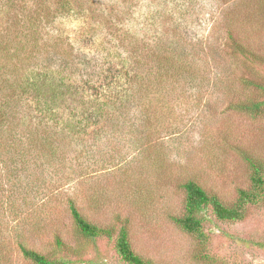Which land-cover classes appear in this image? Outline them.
Wrapping results in <instances>:
<instances>
[{"label": "rangeland", "instance_id": "rangeland-1", "mask_svg": "<svg viewBox=\"0 0 264 264\" xmlns=\"http://www.w3.org/2000/svg\"><path fill=\"white\" fill-rule=\"evenodd\" d=\"M230 30L264 55V0H0V54L38 32L43 52L73 62L62 74L74 86L16 131L25 139L44 120L53 153L42 156L37 134L19 153L0 137V264H33L22 247L65 264H126L116 237L78 234L70 202L101 228L126 226L134 252L154 264H264V204L236 223L203 213L205 244L174 220L185 183L231 205L251 187L241 153L264 160V116L228 107L248 73L225 48ZM167 49L183 75L140 109L129 100L135 81L152 90ZM252 73L264 80V66Z\"/></svg>", "mask_w": 264, "mask_h": 264}, {"label": "trees", "instance_id": "trees-1", "mask_svg": "<svg viewBox=\"0 0 264 264\" xmlns=\"http://www.w3.org/2000/svg\"><path fill=\"white\" fill-rule=\"evenodd\" d=\"M15 26L20 27L19 24L13 22L11 27L15 28ZM38 36V32L21 36V40L28 39L30 45L20 41V48L13 51L11 47H5L2 55L0 54V137L7 134L12 148L16 149V153H19L23 148L26 150V147L21 144L23 140L26 139L34 145L37 134L40 147L44 150L42 156H44L45 152L53 153L54 145L53 141L41 137L39 131L47 132L45 127H50V125H46L42 119L41 123H37L35 135L22 138L23 140L20 137L18 139L16 131L18 127L35 124V120L40 119L38 116H30L36 108L42 109L41 111L50 110L53 113L54 108L51 106L54 105L51 103L56 104V100L65 97V87L73 89L74 86L67 84L62 74L64 69H67L73 62L66 60L68 57H63L64 52L58 49L43 52L39 46ZM3 44L1 43L0 47H4ZM29 46L30 50H28ZM225 48H227L230 57L240 60L248 72L246 76L240 78L239 84L242 88L240 96L238 95V98L231 101L228 107L252 117L264 116V80L253 77V73L251 74L255 67L264 66V55L255 52L247 42L235 36L232 30L228 31ZM170 53V49L159 53L161 60L160 65L158 64V71L162 72L156 74L160 81L154 83L152 90L149 89V86L144 87L141 80L135 81L137 92L135 91L132 99L129 98V100L135 101L140 109L143 107L141 99L147 96L161 97L170 93V82L172 83L178 79V76L183 75L182 69L177 66L178 63L172 60L176 52L172 57H170ZM59 57L64 59L62 64L50 67L51 60H57ZM81 84L88 88L92 87V81L89 79L83 80ZM75 88L78 90L81 86ZM235 94L238 93L235 92ZM43 101H50V106L46 103L47 105L42 108L40 104ZM141 112L144 114V110ZM12 134H14L13 137ZM241 155L249 167L251 187L248 190H239L235 203L226 204L217 195L208 193L196 181H188L184 184L185 211L182 216L176 217L174 220L183 231L195 236L202 244L207 241V235L203 228V213L210 210L218 220L236 223L246 219L250 206L264 204V160L245 152H242ZM69 206L76 230L84 239L95 242L104 236L110 239L116 237L115 247L123 262L126 264H154L134 252L126 226H121L118 231L113 228H101L85 218L74 202H70ZM57 246L63 247L62 241L59 239ZM22 252L25 259L33 264L66 263L65 260H53L49 256L26 247H22Z\"/></svg>", "mask_w": 264, "mask_h": 264}]
</instances>
